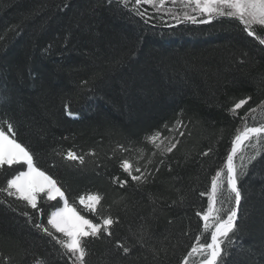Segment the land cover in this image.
<instances>
[{
  "label": "trees",
  "instance_id": "trees-1",
  "mask_svg": "<svg viewBox=\"0 0 264 264\" xmlns=\"http://www.w3.org/2000/svg\"><path fill=\"white\" fill-rule=\"evenodd\" d=\"M131 7V0L128 8L118 0H0V123H13L16 139L78 211L81 195L103 196L98 213L118 222L111 237L87 241L85 264H182L197 236L209 238L196 213L206 209L208 196L200 193L210 191L241 128L229 109L251 96L243 115L264 101V45L235 20L176 25L144 5L146 22ZM253 115L257 124L264 120L259 111ZM177 120L178 131L164 128ZM157 130L179 141L171 153L146 142ZM257 147L260 155L240 178L237 240L223 264H264V145ZM68 150L85 163L67 160ZM123 158L146 168L147 182L132 181L120 167ZM26 170L6 168L0 186L6 174ZM0 200L7 201L0 203V264L6 258L7 264H72L34 227L46 223L52 205L62 206L59 198L39 202L42 217L22 200L3 194Z\"/></svg>",
  "mask_w": 264,
  "mask_h": 264
},
{
  "label": "snow or ice",
  "instance_id": "snow-or-ice-1",
  "mask_svg": "<svg viewBox=\"0 0 264 264\" xmlns=\"http://www.w3.org/2000/svg\"><path fill=\"white\" fill-rule=\"evenodd\" d=\"M118 2L128 8L130 0H118ZM131 4L130 11L145 19L146 22L150 14L148 9L143 7L144 5L149 6L154 13L160 14L159 19L162 22L167 23L164 21V17L167 16L170 20H174L176 25L207 24L220 18L235 20L242 25V30L249 37L254 38L260 45H264V0H131ZM166 4L169 6L166 7ZM177 5L180 10H177ZM251 99V96L240 98L229 109L234 117L238 116L241 120V128L231 141V148L225 157L223 167L211 177L210 191L200 193L201 196H208L206 209L196 213L203 221L202 235L207 233L209 238L201 242V236H197L182 264H189L193 257L198 258V264H223L228 246L236 243L238 210L242 199L240 178L247 174L248 166L260 155L257 146L264 145V120H260L257 124L256 117L253 115L258 111L264 115V101L255 107L248 108L243 115L239 112L249 104ZM65 111L67 115H73L68 104L65 105ZM249 117L252 118V125L248 123ZM181 125L182 122L177 120L175 128H168L167 124L164 128L169 132L178 131ZM179 135L183 136L184 132L179 131ZM165 140L168 141L167 144ZM146 142L154 149L167 153H171L179 143L175 137L169 139L159 130L146 137ZM120 147L124 151L131 150L124 146ZM249 147L254 149L251 155H248L246 151ZM140 151L139 159H143L144 150ZM210 151L211 149L203 155H209ZM91 154L95 155L94 152ZM151 155L155 156L156 152L153 151ZM65 158L81 165L85 163L84 155H78L72 150L67 151ZM151 163V159L147 160V164ZM13 165H26L27 170L16 174H6L4 183L0 186V194L26 202L37 211L40 217L44 215V209L39 206V202L57 201L59 198L62 206L59 203L52 205L54 210L48 213L46 223H36L34 227L51 237L63 250L61 255L66 256L72 264H85L88 255L87 241L90 238H100L102 235L111 237L112 226L118 222L111 216L98 213L103 196L98 193L81 195L77 203L83 208L78 211L76 204L69 203L65 190L57 180L37 167L29 147L16 139L13 123L5 121L0 123V172H5L6 168H11ZM120 167L132 181L138 184L147 182L151 175L146 172V168L142 169L138 162L134 163L130 158H123ZM156 171L159 169L157 168ZM114 180L121 187L128 183V180H120L119 177H115ZM225 201L231 207L225 209L223 207ZM6 202V200H0V203ZM218 203L220 207H217ZM11 206L9 204V207ZM81 212L91 213L97 222L82 215ZM23 215L29 214L25 212ZM31 219L32 217L29 216L30 221ZM116 247L125 255L131 251L129 246L119 241L116 242ZM36 264H44V261L38 260Z\"/></svg>",
  "mask_w": 264,
  "mask_h": 264
},
{
  "label": "rangeland",
  "instance_id": "rangeland-1",
  "mask_svg": "<svg viewBox=\"0 0 264 264\" xmlns=\"http://www.w3.org/2000/svg\"><path fill=\"white\" fill-rule=\"evenodd\" d=\"M178 6H179V5H178ZM167 143H168V141L166 140V141H165V144H167ZM197 264H198V263H197Z\"/></svg>",
  "mask_w": 264,
  "mask_h": 264
},
{
  "label": "water",
  "instance_id": "water-1",
  "mask_svg": "<svg viewBox=\"0 0 264 264\" xmlns=\"http://www.w3.org/2000/svg\"><path fill=\"white\" fill-rule=\"evenodd\" d=\"M198 24H201V23H198Z\"/></svg>",
  "mask_w": 264,
  "mask_h": 264
}]
</instances>
